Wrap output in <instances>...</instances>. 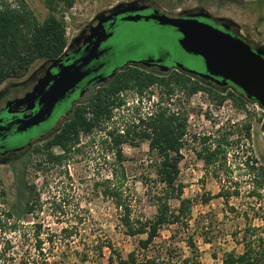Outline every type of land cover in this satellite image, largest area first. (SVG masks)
I'll return each mask as SVG.
<instances>
[{
  "label": "rangeland",
  "instance_id": "374dc122",
  "mask_svg": "<svg viewBox=\"0 0 264 264\" xmlns=\"http://www.w3.org/2000/svg\"><path fill=\"white\" fill-rule=\"evenodd\" d=\"M1 1L11 7L25 5L40 21L48 15L44 0ZM126 1L129 0H73L68 9L59 5L55 14L62 19L69 42L96 13ZM157 1L161 9L171 12L202 6L234 21L246 36L264 46V0ZM151 27L141 24L130 28V32L141 34L138 39L144 45H157L163 53L168 52L185 69L202 71L201 58L184 53L177 45L179 35L168 28L153 31ZM41 64L42 60L36 61L23 77L6 80L0 89L11 82L25 80ZM118 99L122 106L113 109L111 119L105 121L102 128L80 135L78 145L61 164L47 163L45 152L32 151L23 160L0 165V264H20L22 258L36 256L33 237L36 224L42 225L41 237L47 229L58 231L68 225L73 227L69 246L57 250V254L62 250L64 264H107L111 254L108 244L123 259L134 253L139 261L147 264H222L224 254H241L250 240L256 245L261 239L264 248V183L256 187V172L254 175L244 165L247 158L264 161L263 110L256 103H246L239 108L230 100L219 105L202 91L189 98L177 90L172 96H166L156 86L142 94L122 91ZM67 104L64 102L57 107L47 121L29 129L19 140L35 139L49 131ZM157 104L186 117L178 181L184 186L181 198L190 202L189 216L184 224L162 227L159 237L142 250L138 241L145 236H127L119 221L120 211L102 194L104 182L111 180L115 163L108 150L110 139L106 134L109 130L120 131L136 125L138 118H145ZM246 126H249V136H246ZM202 137H210V145L221 139L227 142L228 170L220 166L207 168L198 159L196 152L201 150ZM44 142H37L34 150L41 148ZM122 151L126 178L123 190L129 198L131 215L141 220L151 219L156 214L153 196L162 191V185L156 182L158 157L149 152L147 142L141 140L124 144ZM51 152L62 154L60 148H53ZM15 171H22L31 193L38 197L35 212L23 215L20 220L5 216L17 203L13 186ZM222 188L229 194L237 192L238 196L231 195L227 201L222 198L204 201ZM253 191L257 195L252 196ZM169 205L176 210L179 203L173 200ZM188 241L193 243V250ZM99 245L103 246L101 257L95 252ZM47 247L45 244V251ZM83 250H87L89 256L86 261L75 255Z\"/></svg>",
  "mask_w": 264,
  "mask_h": 264
},
{
  "label": "trees",
  "instance_id": "16d2710c",
  "mask_svg": "<svg viewBox=\"0 0 264 264\" xmlns=\"http://www.w3.org/2000/svg\"><path fill=\"white\" fill-rule=\"evenodd\" d=\"M73 0H44L48 15L43 20H38L32 10L21 4L20 7H11L1 1L0 3V86L8 79H19L24 76L30 66L38 60H53L58 58L67 45L65 28L60 17L56 16L58 6L65 9L71 7ZM156 86L166 96H172L174 90L191 97L199 91L206 93L217 104L230 100L239 108L246 103H255L245 97L237 96L232 92L211 91L190 74L173 72L168 77H151L150 75H132L125 81H115L107 87H102L92 93L86 100L81 101L71 118L66 120L60 128L51 134L41 148H36L35 153L45 152L46 162L52 165L61 164L71 150L78 145L80 135H88L95 128H102L105 121L111 119L112 111L122 106L118 94L125 90H134L142 94L150 87ZM145 118H138L137 124L125 130L113 129L107 131L106 137L110 139L108 150L112 153L114 164L111 171V180L106 184L102 194L112 200L115 208L120 211L119 221L124 227L125 234L130 237L144 235L145 238L138 241L142 250L159 237L162 227L174 224H184L189 216V201L182 199L183 184L178 181L180 162L182 159L181 149L183 138L186 135V117L171 112L170 109L160 107L158 104ZM246 136H249V126L245 127ZM195 139V138H194ZM135 140L146 141L149 152L158 157L155 164L156 182L162 185V191L153 196L156 214L151 219L141 220L133 218L128 195L123 190L125 170L122 166L124 161L122 146L126 143L133 144ZM210 137L200 138L201 150L196 152L207 168L218 166L228 170L226 160L227 142L218 140L216 144H208ZM224 143V144H223ZM53 148H60L62 154L55 155ZM252 162H249V161ZM245 166L255 175L256 187L264 183V161L257 162L247 158ZM251 163V164H250ZM41 164H38V166ZM256 165V166H255ZM253 175V176H254ZM13 186L16 193L17 203L7 210L5 216L20 220L23 215L33 214L38 204V197L31 193L30 186L24 179L22 171H15ZM238 196L237 192L229 194L223 188L214 197L204 199L208 202L211 198L228 200L231 196ZM251 195H257L255 191ZM177 201L179 206L176 210L170 208V201ZM14 229V225L12 227ZM11 228V229H12ZM72 226H65L58 231L46 230L42 235V225L36 224L33 230L34 250L36 256L24 259L20 264H64V254L60 250L69 246V238L72 236ZM259 239L257 244L248 241L244 245V251L236 255L233 252L224 254L222 264H264V248ZM188 246L193 250L194 245L188 241ZM47 244V250L44 245ZM103 246L96 248V255L101 257ZM107 264H147L139 261L134 253L128 254L123 259L117 254L110 244ZM78 257L86 261L89 257L87 250H83ZM150 263V262H148Z\"/></svg>",
  "mask_w": 264,
  "mask_h": 264
},
{
  "label": "flooded vegetation",
  "instance_id": "af4514ba",
  "mask_svg": "<svg viewBox=\"0 0 264 264\" xmlns=\"http://www.w3.org/2000/svg\"><path fill=\"white\" fill-rule=\"evenodd\" d=\"M154 11L170 17L190 18L204 22L234 38H240L250 47L251 51L264 47L246 36L234 21L213 13L202 6L171 12L161 9L157 0H129L117 3L106 10H101L77 30L58 58L42 60V64L35 68L28 78L23 81L11 82L0 89V165H8L27 158L34 150L37 142H42L55 133L66 120L72 117L81 101L86 100L92 93L102 87H107L115 81H125V79H129L131 74H148L151 77H168L173 72L188 74L175 66L180 63L173 60L168 52L163 53L157 45H144L138 39L141 38L139 37L141 34H131L130 32V28L146 24L151 25L154 28L151 27L153 31L168 28L171 32L179 35L173 28L159 26L151 20L143 21V19H140L136 22L121 20L128 15L147 16ZM115 14L118 15L115 16ZM109 15H111V18L104 21ZM131 37L133 40H131ZM52 62H56V66L47 73ZM74 62L75 66L80 65V62H87L80 70L85 76L74 88V91L68 93L65 99L54 107L53 112L64 102L68 103L55 120L54 126L35 139L20 141L19 137L33 127L18 133L15 131L16 123L22 117L33 114L37 107L35 106L32 111H28L26 110L27 105L18 104L17 102L32 90L40 78L45 75L50 78L56 74L59 65L65 67ZM160 66L167 67V70H161ZM199 73H204V67ZM191 76L211 91H229L237 96L244 97L241 91L230 82L223 86L220 85L217 82V80L220 81L219 77L201 78L197 75Z\"/></svg>",
  "mask_w": 264,
  "mask_h": 264
},
{
  "label": "water",
  "instance_id": "95a60500",
  "mask_svg": "<svg viewBox=\"0 0 264 264\" xmlns=\"http://www.w3.org/2000/svg\"><path fill=\"white\" fill-rule=\"evenodd\" d=\"M110 18L111 15L104 21ZM140 19L173 28L180 35L177 40L179 48L186 54L201 58L204 73L187 70L181 64H176L177 68L201 78L219 77L220 81L217 82L222 86L230 82L241 91L245 99L254 101L264 112V47L251 51L240 38H234L204 22L170 17L155 11L147 16L128 15L121 20L136 22ZM85 64L87 62H80L78 66H75V62L65 67L59 65L52 77L48 78L45 75L40 78L32 90L17 102L27 105L28 111H32L35 106L37 110L29 116L22 117L16 123L15 131L21 133L45 122L51 116L54 107L63 101L68 93H72L84 78L85 74L80 70ZM54 66L56 62H52L47 73ZM160 69L165 71L167 67L160 66Z\"/></svg>",
  "mask_w": 264,
  "mask_h": 264
},
{
  "label": "built area",
  "instance_id": "2783aa9c",
  "mask_svg": "<svg viewBox=\"0 0 264 264\" xmlns=\"http://www.w3.org/2000/svg\"><path fill=\"white\" fill-rule=\"evenodd\" d=\"M195 95V94H194Z\"/></svg>",
  "mask_w": 264,
  "mask_h": 264
}]
</instances>
